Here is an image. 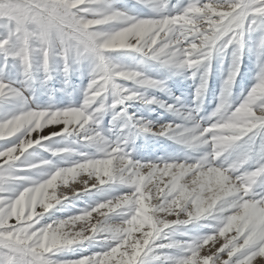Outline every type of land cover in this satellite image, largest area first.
<instances>
[{"label":"snow or ice","instance_id":"obj_1","mask_svg":"<svg viewBox=\"0 0 264 264\" xmlns=\"http://www.w3.org/2000/svg\"><path fill=\"white\" fill-rule=\"evenodd\" d=\"M146 2L168 6V0ZM258 30H264V0H189L158 18L129 15L108 0H0V71L14 62L26 85L37 64L46 78L57 60L65 75L83 60L95 65L76 107L31 106L26 86L0 76V108L10 109L0 116V264H264V38L256 83L238 106L226 102L245 37ZM229 48L235 49L233 69L207 124L135 122L190 149L206 147L198 158L137 160L125 151L126 140L105 137L106 108L123 115L129 101L144 99L140 89L161 86L113 63L111 51L135 50L166 66L194 69ZM203 88L202 82L197 98ZM57 136H76L95 152L46 148L63 166L34 161L30 150ZM113 186L125 190L41 223L70 197ZM202 221L209 222L208 233L170 239ZM91 242L99 250L59 258Z\"/></svg>","mask_w":264,"mask_h":264},{"label":"rangeland","instance_id":"obj_2","mask_svg":"<svg viewBox=\"0 0 264 264\" xmlns=\"http://www.w3.org/2000/svg\"><path fill=\"white\" fill-rule=\"evenodd\" d=\"M112 7L138 18L153 17L181 11L189 0H168L167 8H156L146 0H108ZM264 38V30L249 33L245 37L244 47L240 53L239 72L233 83L228 88L226 102L232 108L239 105L247 95L251 87L256 83L258 72V44ZM235 49L229 48L214 52L212 57L204 64L194 69L176 68L166 66L135 50L111 51L108 58L115 64L131 70L142 72L144 75L160 81V87H145L140 89L144 99L132 100L125 106L123 115H118L119 108H106L100 120V127L105 137L111 141L126 140L123 145L126 152L137 160H185L195 159L207 151L206 147L193 150L176 140L143 132L135 127V122H151L153 126L167 123L182 124L191 127L199 121L207 124L221 103L222 94L225 93V82L233 69ZM94 61L83 60L73 65L71 71L65 75L62 64L57 60L53 64L48 77L34 66L32 79L25 82L19 66L10 62L8 70L0 71V76L7 78L15 86H26L28 103L31 106L66 108L79 106L83 102L84 89L91 78L94 69ZM195 73V74H194ZM204 83L202 94L196 96L197 89ZM133 87L132 84H127ZM155 99V103H145V100ZM168 105L172 108L169 109ZM9 108H0V116L6 115ZM129 117L131 119H129ZM189 117H191L189 119ZM55 129H45L41 134L47 135ZM35 136V133L33 134ZM2 146V141H0ZM73 148L77 152L94 153L95 149L78 142V137L57 136L52 140L45 141L44 146H37L30 150L34 161L48 160L53 164L63 166L60 157L54 156L52 151L45 150L55 148ZM78 159V156H71ZM33 175V173H26ZM120 186L105 187L101 190L82 192L78 196H72L63 201L45 214L41 223L62 220L75 215L82 210L94 206L96 203L115 197L124 191ZM258 191L260 189H257ZM40 209H38L39 211ZM208 221L199 224L182 226L180 231L173 234L170 239H187L189 236H201L210 231L204 225ZM187 233L188 235H183ZM97 242L87 243L76 249L59 253V258H74L81 253L99 250ZM211 247V245L206 246Z\"/></svg>","mask_w":264,"mask_h":264}]
</instances>
